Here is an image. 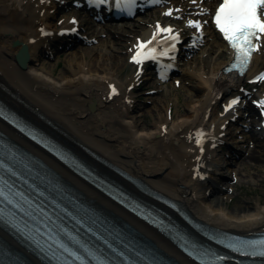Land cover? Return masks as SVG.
Returning a JSON list of instances; mask_svg holds the SVG:
<instances>
[{
  "label": "bare ground",
  "instance_id": "obj_1",
  "mask_svg": "<svg viewBox=\"0 0 264 264\" xmlns=\"http://www.w3.org/2000/svg\"><path fill=\"white\" fill-rule=\"evenodd\" d=\"M114 1L110 0V3ZM221 1L196 0L193 3V0H187L185 4H179L172 0H159L161 5L143 13L146 16H136L134 20L120 24L110 23L103 28L104 31H99L92 28L99 23L97 19L86 18L81 13L93 10L89 8L88 0H0V108L27 128L36 130L75 162H62L2 116L0 144L25 156L29 164L38 169V177L48 192L62 199V193L76 199L75 203H70L75 211L86 213L85 205L118 225L131 243L132 255L143 264H197L175 244L176 241L180 243L176 231L187 235L191 242L205 246L211 244L199 234L203 228L214 233L240 236L264 232V200L255 205L246 202V207L234 211L225 206L232 200L229 194L238 187L262 186L264 182L262 176L261 180H256L245 169L246 166L257 173L264 172V140L259 138L264 130V117H259L256 114L259 109L252 105L251 129L248 131L237 107H225L221 118L218 114L221 102L230 91L241 92L243 98H247L249 95L242 91V87L264 74V41L255 50L245 74L228 72L234 51L213 23L215 10ZM105 5L107 9L113 7ZM71 9L73 14L59 23L61 12ZM170 10L171 14H168ZM102 13L106 15L108 10L105 8ZM151 18H154V23ZM159 18L169 23L163 27L171 26L172 34L180 33V40H184L188 32H193V47L189 51L203 46L202 56L207 52V59L212 57L211 60L206 57L200 59V67L197 62L187 64L184 73L197 85L192 98L185 102L184 113L177 112L174 117L168 101L164 103L165 100L153 98H149L148 106L145 105L140 114L135 112L139 107L133 90L140 79L147 77V66L159 73L158 79L162 72L164 79L173 77V56L185 42L177 43L176 51L156 62L153 59L142 64L133 61L131 57L135 54L136 45L141 40H151L153 34L159 32V26H162ZM191 19L206 21L202 34L200 29L189 25ZM182 24L185 29L180 27ZM72 28L76 31H62ZM77 32H92L89 38L104 50H73L66 56V70L56 73V66L45 62L50 48H59L60 45L62 51L67 49L66 46L68 50L76 48L81 45H76L80 42ZM168 35L171 34L159 33L152 46L162 50L165 44L161 41ZM128 40L133 41L126 51L127 62L140 72L123 81L119 77L125 64L122 56L117 57L107 51H118L115 46ZM81 42L85 43L83 39ZM20 51L23 67L16 59ZM181 56L184 55L181 53ZM159 64L162 65L160 68ZM257 87L262 90L256 93L253 104L264 99V79ZM167 95L170 96L169 93ZM167 95L164 94L166 99ZM234 98L237 97L231 98L227 105ZM147 115H154L155 121L146 123L143 117ZM235 126L238 128L233 130ZM199 129H203L205 134L202 153L201 145L196 143V131ZM247 131L252 135L249 150L244 154L238 149L246 144V138L242 136L239 139V135H245ZM225 145L241 158L239 162L231 157L234 154L220 150ZM81 168L161 215L169 227L163 226L159 231L134 216L104 192L109 186L80 175L84 174ZM200 173L204 174L203 177ZM230 179L232 186H220ZM53 187L59 190L53 193ZM216 197L219 200L216 201ZM170 205L185 212L198 229ZM136 251L147 261L137 257ZM2 254L16 258V264H45L0 225V258ZM12 260L4 257L0 264H15Z\"/></svg>",
  "mask_w": 264,
  "mask_h": 264
},
{
  "label": "snow or ice",
  "instance_id": "obj_2",
  "mask_svg": "<svg viewBox=\"0 0 264 264\" xmlns=\"http://www.w3.org/2000/svg\"><path fill=\"white\" fill-rule=\"evenodd\" d=\"M137 0H115V7L121 10H127L130 13L133 11ZM196 0H193L195 3ZM89 4L100 6L101 4H108L110 0H88ZM207 11V10H206ZM168 14H171V10ZM204 14V13H201ZM215 26L219 28L220 32L223 34L224 38L230 42L231 47L235 50V65L239 67L241 71L250 63L251 57L254 50L259 49L260 44L264 41V0H223L219 4V7L215 10L214 14ZM75 22V18H73ZM189 25L195 28L200 29L201 34L204 30L205 22L199 20L191 19L189 20ZM62 31H76L75 28L64 29ZM159 33H169L161 42L165 44L162 50H159L157 47L152 46L153 41L157 39ZM173 33L171 26L163 27L159 26V32L154 33L151 40L144 41L141 40L139 44L136 45L135 54L131 57L133 61L137 64H142L143 61L148 59L159 60L161 57L170 56L171 53L177 50V43L180 42V33ZM170 42V43H169ZM162 63V61H161ZM164 67H172V65H165ZM143 69H141L142 71ZM163 75V72L161 73ZM257 80L264 79V74L256 77ZM179 83V81L177 82ZM113 92L116 91L115 86H112ZM240 98H234L230 104L226 105V109L238 104ZM261 107V111H264V99L256 101ZM203 129L196 131V143L201 145L200 152H204L202 146V140L204 137ZM191 139V134L189 136ZM215 147V145H213ZM196 159H200L197 157ZM199 168V165H197ZM203 177V173H200ZM0 196H3L6 200L10 199L12 203L15 204L16 208L21 212L26 209L29 211V215H32L31 208H35L37 212H41L39 205L34 201L24 202L23 196L21 193L16 192L15 195L13 192L4 186L2 178H0ZM16 197H20V200H17ZM4 201L0 200V204H3ZM31 205V208L29 207ZM4 210L0 208V214H3ZM9 223H14L15 218H9ZM40 226L45 230V235L47 239L43 241V245L48 249V254L52 257L53 260H56L58 264H68V255L74 258V261H81L82 264H88L85 256L78 252L75 248L71 247L69 244H66L60 239L59 236L53 235L51 228L47 223V217L39 220ZM252 242H237L236 244H230L229 247L234 248L236 252H246L251 251L253 255L256 253V249L251 247ZM261 246V252L264 254V241L259 242ZM56 251H52V248L57 246ZM87 255L95 259L96 264H115L114 261L109 259H104L98 256L91 249H86ZM195 255V253H193ZM122 257L127 260L128 258L124 253H120ZM210 254H202L197 256L198 259H204L205 264H215V261L223 259V257L213 256L211 260L208 259ZM129 264H135V262L129 261Z\"/></svg>",
  "mask_w": 264,
  "mask_h": 264
},
{
  "label": "rangeland",
  "instance_id": "obj_3",
  "mask_svg": "<svg viewBox=\"0 0 264 264\" xmlns=\"http://www.w3.org/2000/svg\"><path fill=\"white\" fill-rule=\"evenodd\" d=\"M175 2L179 3V4H185L187 1L186 0H175ZM81 11V10H79ZM83 16H85L86 18L92 19L91 16L86 13V12H82ZM158 13V12H156ZM73 14L72 9L68 10V11H63L61 12L60 16H59V23L62 22L63 18L66 16H70ZM159 14V13H158ZM146 15H142V17H144ZM94 20V19H93ZM152 22L154 21V18L150 19ZM158 21L162 24V26H166L167 24H169L168 22H162V20L159 18ZM132 22H128V24H130ZM154 23V22H153ZM96 28L92 27L93 29L102 31L103 28H105L107 26V24H100V23H95ZM172 24V23H170ZM174 24V23H173ZM176 24V23H175ZM177 25V24H176ZM175 25V26H176ZM146 26V25H145ZM178 26V25H177ZM181 28H184V24H182L180 26ZM104 31V30H103ZM84 32V31H83ZM92 33V32H90ZM90 33L85 32H77L76 37L80 39V42H77V44L81 43V45H78L76 48L68 50V46L67 47V51H62L60 50V48L62 47L60 45V47H55V48H50L49 51V56L46 57L45 62L49 65H55V72L59 73L60 71H65L66 70V56L68 55V53L72 52L73 50H81L83 48H88L90 50H104V48L100 47L98 45L97 42L91 40L93 38H89L90 37ZM186 34V33H185ZM193 36V32H188L185 35V39H184V45L182 46L183 50H182V55L183 56V60L181 63H179V70L178 72L173 76L170 77L169 79H164V78H159L158 79V73L156 71H152L150 70L151 66H147L149 69V72L146 74V78H142L140 79V81L137 83L135 89L133 90V94H134V98L135 101H137L136 105L137 107H139V109H136L135 112L136 114H140L141 111L145 110V105L148 104V101H150L149 98H153V99H159L160 100H165L164 103H169L170 105V113L172 112V116L174 117L176 115V113H184L185 111V102L186 100L192 98V95L194 94V87H196L197 83L195 80H193L192 78H190L189 76H187L184 71L188 68L187 64H191L194 62H197V66L200 67L201 65L198 64L200 61V59H202L203 57H206L209 55V53L207 54V52H205V56H202V51H204V47L201 46L197 49H194L192 52L189 50H192L193 47V42L191 41V38ZM85 41V43L83 44L81 41ZM187 40V41H186ZM133 40H128L126 42H122L121 44H117L115 47L119 48L118 51H107L108 54L112 53L113 55H116L117 57H121L123 58L124 61V66L122 68V70L119 73V77L121 80L126 81L128 79L134 78L135 75L139 74L140 71L136 70L135 68L131 67L130 64H128V60L129 58H127L126 55V51L127 49H129V44L132 42ZM106 53V51H105ZM186 55V56H185ZM212 58V57H211ZM207 59V60H211ZM179 81V83H177ZM261 88L257 87L255 85H252L251 83L247 82L245 83V85L242 87V91L245 92L246 94H248L249 96L246 98H244V102L240 105L237 106L236 110H239L238 107L243 106H250L253 102V99L255 98L256 93L261 92ZM170 94L167 95V94ZM164 94L167 95V99L166 97H164ZM237 96H242L243 94L241 92H229L228 96L221 102V105L219 106L218 109V114L220 116V118L225 114V106L227 105V103L229 102V100L233 97H237ZM178 99V100H177ZM150 105V104H149ZM148 106V105H147ZM154 113V112H153ZM249 113V111H248ZM256 114H258L259 116L262 115L264 116V111H256ZM154 116V115H153ZM151 115H147L145 117H143V119L145 120L146 123H152L154 122V117ZM242 123L247 124L248 126V131L251 129H249V125L250 122L249 121H242ZM238 128L237 126L233 127V130ZM245 133V135H239V139L242 136H245L246 138V144H243L241 148H239L238 150H242V151H247L249 150V140L251 139V135L252 133L248 132ZM262 133V134H261ZM261 133L259 134V138L264 140V130L261 131ZM242 141V140H241ZM236 147V146H234ZM237 148V147H236ZM222 152L224 153H229V147L228 146H222L220 149ZM245 169L250 173V175L256 179V180H261V176H262V180H264V172L261 173H257V171L255 170H250L245 166ZM225 184V185H224ZM233 182L232 179H230V181H226L223 182V184H221V187L224 188H228L229 186H232ZM223 188V189H224ZM230 197H232V200L230 202L226 203V207L228 206L229 210L234 211L238 208H243L246 207L247 203H252V204H258L259 202H261V200H264V182L261 185H243L238 187L236 190H234L233 192H231V194H229ZM215 200H219V197L215 198Z\"/></svg>",
  "mask_w": 264,
  "mask_h": 264
},
{
  "label": "water",
  "instance_id": "obj_4",
  "mask_svg": "<svg viewBox=\"0 0 264 264\" xmlns=\"http://www.w3.org/2000/svg\"><path fill=\"white\" fill-rule=\"evenodd\" d=\"M16 59H17V62L19 63V65L23 67V64H22V62H23L22 51H20V52L17 54Z\"/></svg>",
  "mask_w": 264,
  "mask_h": 264
}]
</instances>
